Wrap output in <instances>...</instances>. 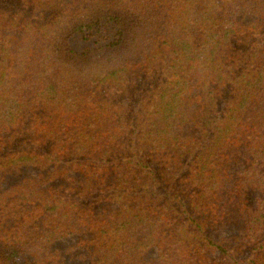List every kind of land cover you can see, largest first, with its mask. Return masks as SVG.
Segmentation results:
<instances>
[{
	"label": "trees",
	"instance_id": "1",
	"mask_svg": "<svg viewBox=\"0 0 264 264\" xmlns=\"http://www.w3.org/2000/svg\"><path fill=\"white\" fill-rule=\"evenodd\" d=\"M0 264H264V0H0Z\"/></svg>",
	"mask_w": 264,
	"mask_h": 264
},
{
	"label": "rangeland",
	"instance_id": "2",
	"mask_svg": "<svg viewBox=\"0 0 264 264\" xmlns=\"http://www.w3.org/2000/svg\"><path fill=\"white\" fill-rule=\"evenodd\" d=\"M88 44H93V41H88V40L84 39L83 37H81V35H77V37L75 36L72 39V45L74 46V49L75 48L81 49V48H83V46L88 45ZM68 242H73V240L68 241Z\"/></svg>",
	"mask_w": 264,
	"mask_h": 264
}]
</instances>
